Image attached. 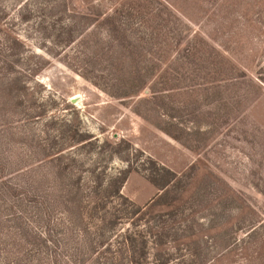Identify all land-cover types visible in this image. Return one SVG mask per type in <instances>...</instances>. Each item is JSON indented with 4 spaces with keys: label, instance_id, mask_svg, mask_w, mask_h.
<instances>
[{
    "label": "rangeland",
    "instance_id": "1",
    "mask_svg": "<svg viewBox=\"0 0 264 264\" xmlns=\"http://www.w3.org/2000/svg\"><path fill=\"white\" fill-rule=\"evenodd\" d=\"M147 156L197 264H264V0H0V264H88Z\"/></svg>",
    "mask_w": 264,
    "mask_h": 264
},
{
    "label": "trees",
    "instance_id": "2",
    "mask_svg": "<svg viewBox=\"0 0 264 264\" xmlns=\"http://www.w3.org/2000/svg\"><path fill=\"white\" fill-rule=\"evenodd\" d=\"M157 30L152 29L153 33ZM160 35L164 36L162 31ZM142 166L148 171L150 181L160 190L159 196L151 204L138 206L122 193L133 168L128 167L114 176L109 183L113 190L92 202L93 209H100L104 214L97 218L94 234L90 235V247L97 254L82 256L83 263L197 264L196 248L192 246L196 232L181 233L176 221L170 224L163 221L167 215L177 216L180 209L177 205L181 194L171 190L178 174L151 156H147ZM110 199L111 207L108 205ZM159 205L173 208L162 212L157 210Z\"/></svg>",
    "mask_w": 264,
    "mask_h": 264
},
{
    "label": "water",
    "instance_id": "3",
    "mask_svg": "<svg viewBox=\"0 0 264 264\" xmlns=\"http://www.w3.org/2000/svg\"><path fill=\"white\" fill-rule=\"evenodd\" d=\"M72 101H75V99H72Z\"/></svg>",
    "mask_w": 264,
    "mask_h": 264
}]
</instances>
